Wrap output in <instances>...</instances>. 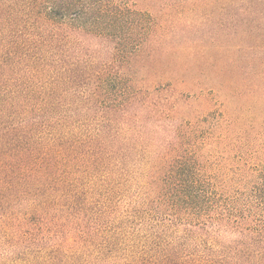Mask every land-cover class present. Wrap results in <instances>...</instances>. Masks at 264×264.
I'll list each match as a JSON object with an SVG mask.
<instances>
[{"label": "trees", "instance_id": "trees-1", "mask_svg": "<svg viewBox=\"0 0 264 264\" xmlns=\"http://www.w3.org/2000/svg\"><path fill=\"white\" fill-rule=\"evenodd\" d=\"M150 34L118 0H0V264H264V166L241 162L234 102L264 73L230 62L228 114L184 122L172 75L139 73ZM97 42L110 61L82 60ZM213 144L240 154L228 173Z\"/></svg>", "mask_w": 264, "mask_h": 264}, {"label": "rangeland", "instance_id": "rangeland-1", "mask_svg": "<svg viewBox=\"0 0 264 264\" xmlns=\"http://www.w3.org/2000/svg\"><path fill=\"white\" fill-rule=\"evenodd\" d=\"M118 1L147 15L153 23L151 42L138 60L139 73L153 84L161 82L162 74L172 75L175 84L168 94L177 101L184 122L228 114V104L214 84L230 62L234 73L240 69L264 73V0ZM110 45L111 50L99 42L84 47L80 58L93 54L99 64L108 62ZM234 102L241 112L240 136L236 137L244 154L241 162L264 166V77L247 79ZM232 146L205 147L214 169L216 165L220 172L228 173L235 165L240 154L236 150L229 153Z\"/></svg>", "mask_w": 264, "mask_h": 264}]
</instances>
